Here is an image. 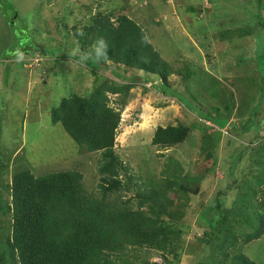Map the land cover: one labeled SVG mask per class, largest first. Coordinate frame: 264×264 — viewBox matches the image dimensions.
Returning <instances> with one entry per match:
<instances>
[{
	"label": "trees",
	"instance_id": "1",
	"mask_svg": "<svg viewBox=\"0 0 264 264\" xmlns=\"http://www.w3.org/2000/svg\"><path fill=\"white\" fill-rule=\"evenodd\" d=\"M161 1L165 3L160 14L167 13L168 6L173 8L172 3ZM259 9L260 14L253 16L251 24L216 34L218 39L225 40L252 35L257 39L253 51L258 74L255 68L252 73L239 71L238 74L256 86L254 90L259 96L252 105L248 100L242 101L249 111L243 117L233 115L228 125L231 111L227 101L223 103L224 115L214 119L206 118L198 110L217 128H226L225 135L229 137L226 145L234 146L226 155L227 160L223 156L217 160L209 152L212 164L219 163L227 170L228 181L203 205L208 213L201 215L206 221L200 235L195 236L196 247L188 255L184 254L190 257V264H258L243 253V247L264 235V133L260 134L264 130V7ZM114 10H98L85 24L72 25L76 40L73 45L78 48L72 58L89 68L96 79L100 78L99 71L108 70L118 82L102 80L84 95L72 92V81L67 78L64 87L70 86V94L49 108L52 124L59 123L80 148L100 153L96 188L87 191L83 174L75 169L35 176L30 170L34 152L23 149L15 156L13 146L5 147V140L1 141L5 137L0 135V264H165L170 263L168 254L178 262V241L182 235L178 225L189 207V197L198 194L204 175L191 177L182 173L179 166L169 165L161 184L151 180L136 184V192L140 187L143 189L136 193L138 202L133 209L130 205L133 197L122 199L123 192L132 187L133 176L127 173V167L114 152L121 110L111 104L110 95L119 96L113 103L121 106L126 103L127 94L134 87V76H125L130 69L144 72L145 81L150 75H156L167 89L168 77L180 74L181 69L161 57L146 33L147 28L127 14L114 15ZM151 23L157 24L152 17ZM257 28L260 30L256 31ZM34 51L52 54L51 49L41 46L17 50L26 55H33ZM242 58L243 55L237 67L239 63L244 65ZM57 60L51 66L50 76L54 75V81L58 74ZM185 76L189 78L188 72ZM50 81L52 88L54 81ZM167 89L160 87L164 95L169 94ZM196 106L203 109L198 102ZM212 109L217 111L218 107ZM3 125L0 118V134ZM189 131V126L181 122L158 126L152 143L162 148L173 147L182 143ZM239 136H244L248 143L237 140ZM41 140L26 144H37L38 148ZM214 140H218L214 133L205 135L201 150ZM21 142L24 143V138ZM247 153L255 172L249 170L247 177H231L233 164ZM10 159L15 166L9 174ZM169 192H174L182 201L175 205L168 197ZM144 248L159 252L162 263L146 261L138 253Z\"/></svg>",
	"mask_w": 264,
	"mask_h": 264
},
{
	"label": "rangeland",
	"instance_id": "2",
	"mask_svg": "<svg viewBox=\"0 0 264 264\" xmlns=\"http://www.w3.org/2000/svg\"><path fill=\"white\" fill-rule=\"evenodd\" d=\"M261 1L166 0L173 4V8L168 6L167 13L160 14L165 3L161 0H0V118L4 124L0 135L5 137L1 141L5 140V147L13 146L15 153L29 148L34 152L30 170L35 176L53 170L75 169L83 174L82 181L87 191L96 188L100 153L86 152L68 137L59 123L52 124L49 108L56 105L62 96L70 94V86L64 87L67 78L72 81V92L84 95L102 80L118 82L108 70L99 71L100 78L96 79L89 68L74 61L72 54H76L78 48L73 45L75 38L71 27L75 23L85 24L98 10L115 9L114 15L127 14L144 29L147 28L146 33L161 57L181 71L168 77L167 89L156 75H150V79L145 81L144 72L130 69L125 76H134V87L129 90L126 103L123 106L113 103L119 96L110 95L111 104L121 110L114 152L127 167V173L133 176L132 187L123 192L122 199L133 197L130 205L135 209L138 202L136 193L143 189L140 187L136 192V184H146L149 180L161 184L168 174L165 169L168 170L169 165L179 166L182 173L191 177L204 175L198 194L189 197V207L178 225L182 231L178 241V262L168 254L170 263H165L190 264V257L185 255L196 247L195 236L200 235L206 221L201 218L203 213H208L203 205L214 198L228 181L227 170L219 163L213 165L209 152L215 154L217 160L221 156L227 160L226 155L234 146L226 145L229 138L225 135L227 129L217 128L198 110L206 118L214 119L224 115L223 103L227 101L231 111L228 125L233 115L243 117L249 111L242 101L248 100L252 105L259 96L256 86L238 74L239 71L252 73L254 68L258 74L253 51L257 39L252 35L225 40L218 39L216 34L231 27L251 24L253 16L260 14L259 8L264 7V0ZM151 17L157 23L155 26L149 25L152 24ZM230 21L231 26L228 25ZM29 46L49 48L52 54L34 51L33 55L23 54V60H18L15 52ZM242 55L244 65L239 63L237 67ZM55 58L58 59V74L54 81V75L50 76V73L53 72L51 66ZM184 66L185 69L182 68ZM50 80L54 81L52 88ZM160 87L166 88L169 94L164 95ZM197 102L204 110L198 106L195 108ZM212 107H218L217 111ZM179 122L190 129L182 143L169 148L152 143L156 127ZM10 130L11 135H8ZM212 133L218 136V140L206 144L202 151V139ZM263 133L264 130L260 132ZM21 138H24V143ZM40 139L42 144L38 148L37 144H26ZM237 140L244 144L247 142L244 136ZM248 153L233 164L231 177H247L249 170L255 172L251 161H248ZM11 160L9 174L15 166ZM3 177L6 178L5 175ZM168 197L175 205L182 201L174 192H169ZM143 208L147 209L146 206ZM138 253L149 263L163 261L155 250L144 248ZM243 253L256 263L264 264V235L247 243Z\"/></svg>",
	"mask_w": 264,
	"mask_h": 264
},
{
	"label": "clouds",
	"instance_id": "3",
	"mask_svg": "<svg viewBox=\"0 0 264 264\" xmlns=\"http://www.w3.org/2000/svg\"><path fill=\"white\" fill-rule=\"evenodd\" d=\"M100 43H103V41H100ZM17 59L18 60H22L23 59V53L22 52H17ZM75 143V142H74ZM82 149H84V148H82ZM84 150H86V149H84ZM18 152L19 151H17L16 153H15V156L18 154ZM87 152V151H86ZM89 152V151H88ZM89 153H93V151L92 152H89ZM14 156V155H13Z\"/></svg>",
	"mask_w": 264,
	"mask_h": 264
}]
</instances>
